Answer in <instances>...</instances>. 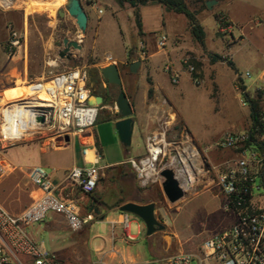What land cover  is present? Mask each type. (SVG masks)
<instances>
[{"label":"crops","instance_id":"1","mask_svg":"<svg viewBox=\"0 0 264 264\" xmlns=\"http://www.w3.org/2000/svg\"><path fill=\"white\" fill-rule=\"evenodd\" d=\"M29 1L32 0H10L11 7L0 10V93L16 88H27L28 84L47 79L50 74L66 71L63 70V64L56 60L45 65L44 49L39 53L37 52L36 43L32 38V35L35 34L34 28L39 34L41 33L36 28L35 23L32 22L34 13L28 11ZM181 1L186 4L185 0ZM207 1L211 0H204L203 5L206 13L200 12L199 9L194 12L186 4L188 9L195 14L197 22L204 30V45H200L194 40L189 20L185 15L176 13L157 1L152 4L139 5L137 10L142 22V32L140 33L139 29L136 28V9L131 8L127 16L120 12L122 7L115 0L117 11L113 13V16L118 23L119 40L124 47V53L116 57L108 54L107 56L112 57V61H107V56L101 58L94 48L97 43L96 38L100 37L99 28L102 19L100 18L98 22L94 13L85 10L88 15V28L86 33L82 34L83 38L81 39H83V43L90 41L93 44L92 54L99 58L96 63L92 64V67L102 75L103 68L112 64L118 66L122 78V89L133 109L134 128L131 146L127 148L120 143L115 130V123L122 120L116 106V99L110 92L111 86L100 75L99 83L101 84L90 87V90L94 97H104L94 128V140L95 147L101 157L100 178L101 180L108 179L111 187L110 204H106V201L103 200L102 188L87 195L74 186L64 184L61 187L59 194L64 199L77 202L81 217L84 219L90 217L89 220L95 221L96 226H98L92 236L88 232L87 225L84 226L81 231L76 233L77 240L73 245L65 249L54 250V253L66 264H122L129 262L167 264L171 257L167 258L165 254L171 247L170 241L167 240L162 231L158 233L159 238L155 242L151 239L149 243L144 241L142 238L146 228L144 222L136 216L131 218L129 214L120 211V207L127 203L139 205L154 203L156 205L155 215L160 222V217L163 218V214L167 215L170 210L174 213V216L171 217V220L174 221L175 216L182 211V208L191 204L201 212L211 206H219L230 215L231 218L229 217V219L234 224L235 217L225 211V198L217 185L219 174L233 167L239 158L234 151L219 146L221 139L228 132L216 138H197L186 127L177 111L173 107L168 108L169 102L162 96L168 78L172 82L173 74L167 71L168 68H171L175 74L181 73L186 75L188 79L192 78L184 66V61L189 60L196 64L202 84L209 82L212 86L209 97L216 102V110L219 109L221 89L217 83L218 69L223 68L225 64L221 61L216 63L210 61V54L219 55L220 49L214 33H209L208 28L215 27L216 34H221L216 15L215 23L208 21L209 15L213 11L207 8ZM215 1L217 4L213 8L232 0ZM259 2L263 3L264 0H259ZM98 5L101 6L99 3ZM36 8H46V6L40 5ZM219 13L227 19L230 31L234 29V26L239 27V22L235 18L233 19L229 12L221 11ZM73 22L76 24L75 20ZM12 27L24 37L21 46L13 54L9 53L7 49ZM162 29H168L174 35L175 40L169 48L168 46L165 49L157 47V36L160 35ZM240 30V38L244 40L245 30L242 26ZM140 42H143L147 49L145 60L138 57ZM235 42H237L236 39ZM82 48V52H84L86 47L82 46ZM131 51L132 58L129 59ZM223 58L227 57L224 56ZM137 61L141 62L140 67L136 73H131L130 64ZM263 72L264 68L259 77L262 76ZM179 84L180 79L178 84L174 85ZM213 84L220 89V94L217 97L213 95ZM196 86L200 87L201 85ZM235 86L242 100V92L238 85ZM150 89H153L151 97L149 96ZM246 91L248 93L247 86ZM249 97L257 103L260 111L264 113V90H258L255 96L249 94ZM250 114L251 108L244 118V131H250L252 127ZM248 116H250L249 121ZM170 131L176 137L173 142L167 141V134ZM163 134H165L166 142L169 144L168 152L174 151L182 168L191 176L192 185L189 191H185V196L177 203L172 204V207L165 205L163 208H159L158 205L166 200L161 187L163 178L160 177L156 183L144 187L138 181L128 160L146 155L147 139L153 135ZM139 138H142L145 148L140 152L131 154L130 150L135 140H139ZM83 142L82 138H74L66 144L55 146L48 137V148L37 145V147H33L31 152L34 155L40 154L46 157L50 176L55 183L59 184L71 169L90 166L83 157L82 151L85 148ZM36 149L39 151L36 152ZM175 171L179 180L182 181V176L177 170ZM149 190H152L150 195ZM123 198L124 200H122ZM121 200L122 202H120ZM62 229H68L67 224L62 216L56 215L54 221L48 224V230L58 231ZM212 235L204 236L203 239ZM153 236L155 234L149 237ZM190 254L196 257L197 264H214L200 261L203 258L200 249Z\"/></svg>","mask_w":264,"mask_h":264},{"label":"built area","instance_id":"2","mask_svg":"<svg viewBox=\"0 0 264 264\" xmlns=\"http://www.w3.org/2000/svg\"><path fill=\"white\" fill-rule=\"evenodd\" d=\"M84 10L96 15L99 22L103 8L95 0H80ZM10 0H0L1 9H9ZM220 23H228L225 16ZM229 28V25L225 26ZM22 36L15 31L10 34L7 46L9 53H14L21 46ZM169 38L166 34L157 36V47L165 49ZM138 57L145 60L147 49L143 42L139 43ZM107 61H112L107 56ZM186 71L192 76L195 85L201 84L196 66L189 60L184 61ZM172 73V83L178 84L179 77ZM245 77L252 78L247 72ZM241 78V77H240ZM89 75L86 67H76L50 74V77L27 88L42 91L47 98L35 104L27 116L28 126L25 132L30 135L44 134L55 146L66 144V138H82L84 140L83 157L89 167L73 168L66 174L61 183H55L42 166L31 167L28 173L33 187L31 204L20 214L14 215L0 205V264H66L57 254L50 252L44 241L35 239L29 232L34 225L43 222L49 213L64 218L70 231H81L90 221L80 215V207L74 200L64 199L59 191L66 184L77 187L84 194L90 195L98 187L102 167L101 157L95 147L94 128L98 121L102 105H91L90 99L95 98L89 87ZM241 82L243 80L241 78ZM264 85V72L260 77ZM240 90V89H239ZM247 93V91H246ZM241 104L251 107L245 93L242 92ZM248 103L246 102V100ZM0 104V130L3 140L11 142L14 133L21 125V105L28 100ZM20 112V113H19ZM36 117H43L44 123H36ZM259 121L261 133L254 135L257 142H251L252 132H228L221 139L219 146L234 151L238 160L218 176L217 185L225 198L224 209L235 217L234 224L228 229L215 233L205 239L200 251L201 262L214 264H264V113ZM29 127V128H28ZM6 128L8 136L3 134ZM22 140V139H21ZM261 143V145H259ZM169 144L166 136L153 135L147 139V153L139 158H130L128 163L134 170L138 181L144 187L156 183L164 169H172L182 176L179 180L187 192L191 189L192 178L185 172L174 151L168 152ZM5 165L0 162V176ZM177 176V174H176ZM196 257L187 252L173 255L167 264H192ZM122 264H138L134 262Z\"/></svg>","mask_w":264,"mask_h":264},{"label":"rangeland","instance_id":"3","mask_svg":"<svg viewBox=\"0 0 264 264\" xmlns=\"http://www.w3.org/2000/svg\"><path fill=\"white\" fill-rule=\"evenodd\" d=\"M48 1L32 0L28 3V11L34 13L32 22L35 23L36 28L41 33L39 34L34 28L35 34L32 35V38L36 43L38 53L44 49L45 65L56 60L63 64V70L86 67L89 75V87L96 84L100 85L101 74L92 67V64L99 60L98 57L92 54L93 44L90 41L89 43H83L81 31L68 14L64 18L59 17V11L65 8L66 3L59 7L57 4H52V0ZM96 1L101 5L104 13L100 16L102 19L99 28L100 37L96 38L97 43L94 48H96L101 58H105L108 54H111L112 57L123 55L124 47L119 40L118 23L113 16V13L117 11L116 2L115 0ZM147 1V4L155 3L154 0ZM185 2L194 12L199 9L200 12L206 13L203 5L204 0H185ZM40 5H45L46 8H36ZM131 8L129 4H125L120 12L128 16ZM212 11L213 13H210L208 18L210 23H215V15H223L219 13L221 11L229 12L232 18L239 22V27L234 26L231 31L228 27H219L221 35L216 34L215 27L208 28L209 33H214L213 35L219 43V56H226L225 59L230 60L234 66L233 69L228 66L226 61H221L225 65L223 68L218 69L217 83L221 89L219 109L216 110V102L209 97L212 91L209 82L203 84L201 82L199 87L193 83L192 78L188 79L186 75L181 73L177 74L180 84L174 85L171 79L168 78L167 86L162 93L163 99L169 102L168 108L173 107L177 111L186 127L197 138H216L229 131L242 132L245 130L244 118L249 113V106L242 107L240 93L235 86L238 85V77L242 78L251 96H255L258 90H264L259 77L264 68V2L260 3L259 0H232L216 6ZM241 26L245 30L244 40L240 38ZM12 31L20 34L13 27L10 29V33ZM160 32V34L168 36L167 46L168 48L171 47L175 40L173 33L168 29H162ZM64 38H68L70 41L77 40L86 49H84V52H82L83 48L81 50L71 49V58L69 60L62 59L59 53L64 48ZM23 39L22 36L21 44ZM235 39L237 42H235ZM194 65L196 66V64ZM247 72L252 75L251 79L245 77ZM110 86L112 89L110 92L113 94V98L117 100L119 88L113 85ZM220 89L213 84L214 97L220 94ZM29 90V88H16L7 92L23 94ZM245 100L248 103L247 99ZM250 116L247 118L248 121ZM3 134L5 135L4 132ZM175 139L173 132L170 131L167 134V141L173 142ZM37 145L48 148V140H46L44 134H27L22 140L8 142L3 140L0 130V162L5 165V171L0 176V205L14 215L23 212L32 201L31 192L33 187L28 178L30 168L27 167L42 166L50 175L46 157L40 154L34 155L31 152L33 147H37ZM143 148H145V143L142 138L136 139L130 153L140 152ZM38 151L39 149H36V152ZM99 188L103 189V200L106 201V204H110L111 187L108 179L101 180L99 178L97 189ZM151 193L152 190H149V195ZM165 205L172 207V204L167 200L159 204L158 207L163 208ZM171 211L167 215L163 214V218L160 217L161 223L164 222L162 225L165 227L162 233L171 243L170 249L165 254L167 258L172 257L179 251L187 253L198 251L205 240V238L203 239L204 236L222 232L233 224L229 219L230 215L225 213L219 206H211L201 212L191 204L183 207L182 211L175 216L174 221L171 220V217L174 216ZM56 215L49 213L43 222L34 225L29 230L35 239L44 241L46 248L53 253L55 249L70 247L77 240V234L69 229L48 230V224L54 221ZM129 216L131 218L135 217L130 214ZM86 225L89 234L92 236L98 227L96 222L90 220L87 221ZM158 233L160 231L155 233V236L149 237L145 228L142 238L147 243L150 239L155 242L159 238ZM192 264H197V262L194 261Z\"/></svg>","mask_w":264,"mask_h":264},{"label":"water","instance_id":"4","mask_svg":"<svg viewBox=\"0 0 264 264\" xmlns=\"http://www.w3.org/2000/svg\"><path fill=\"white\" fill-rule=\"evenodd\" d=\"M217 4V1L211 0L206 2V6L209 10ZM68 14L71 18L75 20L78 29L82 34H85L88 28V15L84 10L80 0H67L64 9L59 11V17L64 18ZM63 50L60 51L59 56L62 59L69 60L71 58V49L81 50L82 46L78 41H70L68 38L63 39ZM141 62L137 61L130 64V72L136 73L140 67ZM102 76L107 81L109 85L117 86L119 88V93L116 100V106L122 120L115 123V130L118 134V139L122 145L129 148L132 143L133 134V109L130 104L128 97L122 89V78L117 65L112 64L102 69ZM104 102L103 96H98L90 99L91 105H102ZM250 105L251 102L249 101ZM36 123L43 124V117H36ZM70 139L67 137L66 142ZM160 176L163 178L161 184L162 191L166 200L170 204H175L180 201L185 196V190L180 184L176 173L172 169H164L161 171ZM156 205L150 203L147 205H139L135 203H127L120 207V211L125 214H130L136 216L142 220L146 226L147 235L152 236L156 232L163 231L165 229L164 225L156 218L155 215Z\"/></svg>","mask_w":264,"mask_h":264},{"label":"trees","instance_id":"5","mask_svg":"<svg viewBox=\"0 0 264 264\" xmlns=\"http://www.w3.org/2000/svg\"><path fill=\"white\" fill-rule=\"evenodd\" d=\"M157 1L165 6H167L169 9L175 11L176 13L179 14H183L185 15L190 23V28H191V34L194 38V40L196 42H198L200 45H204V40H205V33L203 28L199 25V23L197 22L196 18H195V14L193 12H191L188 7L186 6L185 3H183L181 0H154ZM116 2L118 3V5H120L121 7H124L125 4H129L132 8L136 9L135 12V20H136V25L137 28L139 29L140 33L142 32V22H141V18L138 12V6L139 5H146L147 4V0H116ZM222 15H216V19L218 21L219 27H225L228 25V23H220V17ZM210 61L212 63H216L219 61H226L228 66H230L231 68L234 69L233 63L230 60H227L217 54H210ZM132 58V51L129 53V59ZM151 84V81H149ZM238 88L240 89L241 92L245 93L246 97L248 98V100L251 102V119H252V127H251V132H252V136H251V142H257V140L255 139L254 135L256 134V132L261 133L262 131V125L259 121L260 115H261V111L257 105V103L250 99L249 94L246 93V86L244 84H242L241 82V78L238 77ZM120 91V90H119ZM153 95V89L149 90V96L151 97ZM109 98V96H108ZM261 145V143L259 144ZM262 147H264V145H261Z\"/></svg>","mask_w":264,"mask_h":264},{"label":"bare ground","instance_id":"6","mask_svg":"<svg viewBox=\"0 0 264 264\" xmlns=\"http://www.w3.org/2000/svg\"><path fill=\"white\" fill-rule=\"evenodd\" d=\"M3 1L8 2L9 0H3ZM38 1L42 2L43 0H38ZM49 1H51V0H49ZM66 1L67 0H52V4H57L60 7V6L64 5L66 3ZM46 98H47V96L42 91H35L33 89H30L28 92H24L23 94H21V93L17 94V93H12V92L0 93V104L2 106L9 104V103H14V105H16L15 102L22 101V100H28V103L26 105L18 106V107H20V109L22 111L21 113L19 112L20 113V119H21V125L19 127V131L14 133V136H13L14 139L21 140L25 136H27V134H29V133H25V132H34V131H25V130H27L26 128L28 126L27 116H25V115L33 110V107L35 104L42 103L41 100L46 99ZM3 132L5 133L6 136H8V133L6 132V128H4Z\"/></svg>","mask_w":264,"mask_h":264}]
</instances>
